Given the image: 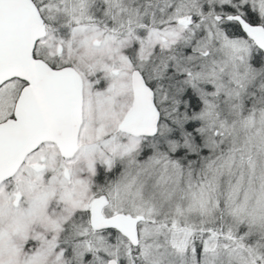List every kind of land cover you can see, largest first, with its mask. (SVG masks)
I'll list each match as a JSON object with an SVG mask.
<instances>
[{"label": "snow or ice", "instance_id": "1", "mask_svg": "<svg viewBox=\"0 0 264 264\" xmlns=\"http://www.w3.org/2000/svg\"><path fill=\"white\" fill-rule=\"evenodd\" d=\"M0 264H264V0H0Z\"/></svg>", "mask_w": 264, "mask_h": 264}]
</instances>
